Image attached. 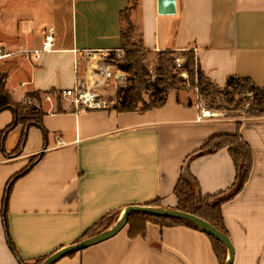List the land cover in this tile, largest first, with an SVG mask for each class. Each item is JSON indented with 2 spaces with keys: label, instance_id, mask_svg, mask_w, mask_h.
I'll return each instance as SVG.
<instances>
[{
  "label": "crops",
  "instance_id": "0c3cea01",
  "mask_svg": "<svg viewBox=\"0 0 264 264\" xmlns=\"http://www.w3.org/2000/svg\"><path fill=\"white\" fill-rule=\"evenodd\" d=\"M129 1L0 0V72L14 103L35 100L45 113L46 131L20 124L2 140L14 114L0 113V141L7 145L0 147V264L51 256L77 243L105 215L122 214L129 206L159 201L158 208L177 209L174 189L184 164L203 194L231 192L236 169L228 148L190 156L212 137L236 133L238 123L253 167L222 215L233 264H264V117L203 119L202 104L179 91L145 112L91 111L76 109L67 99H44L74 88L78 76L91 82L107 62L106 52L122 51L120 16ZM130 19L146 51L194 50L201 70L218 87L236 76L264 88V0H176L173 15H160L158 0H139ZM48 34L54 37L52 51L35 60ZM35 93L42 95L41 103L31 96ZM39 155L30 172L15 181L4 219L8 182ZM54 264L220 262L204 232L149 221L145 236L131 238L126 226Z\"/></svg>",
  "mask_w": 264,
  "mask_h": 264
},
{
  "label": "trees",
  "instance_id": "16d2710c",
  "mask_svg": "<svg viewBox=\"0 0 264 264\" xmlns=\"http://www.w3.org/2000/svg\"><path fill=\"white\" fill-rule=\"evenodd\" d=\"M138 1L139 0H130L129 6L121 13L120 16L122 24V50L128 49V64L121 66V70L129 73L131 76L128 78L129 84L126 87L119 88L117 92L118 101L115 104H112L111 109H115L120 113L145 112L164 105L169 93L173 91H179V84L185 82L179 77L180 69H177L178 71L174 72V69L176 68V60L181 59L183 61L182 69L187 71L190 83L193 85V87L197 88L202 95H209L211 89L213 88L216 92L219 91L227 96H231V99L229 100L230 104H232L233 97H235L236 94L242 95L243 97L241 100H245L250 106L253 105L254 110L258 112L257 114L252 115L253 117L264 116V88H259L248 78H239L236 76H231L228 78L223 88L218 87L208 77H206L204 72L201 70L194 50H186L181 52L164 50L156 52L157 56L159 57V65L157 68L158 76L155 82H148L145 79L147 72L143 69V66L141 65V59L138 57V54L143 51L146 53L151 52H148L144 49L141 40H133L136 27L130 19V15L132 11L136 9ZM125 22L127 23L126 30L124 27ZM128 46L131 49L128 48ZM147 94L150 98L149 103H147L143 98V96ZM31 96L35 97L40 103L42 102V95L40 93H35ZM140 104L142 105L141 107H139ZM114 106L116 107L114 108ZM6 110L13 112L14 120L5 130L1 132L2 140L8 132L12 131L20 124H24L25 126H37L41 128L44 133H46L42 124V118L45 113L40 107L32 104L29 105L14 103L10 93L6 89V75L0 72V113ZM247 112L250 115L249 112H251V110H248ZM237 126L238 130L236 133L214 136L206 144H204L201 149L190 156V158H197L213 154L221 148H228L236 169V182L234 184L233 190L229 193H220L215 195L203 194L198 181L188 172L187 167H185L186 164H184V167L182 168L179 181L174 189V193L178 199V206L176 210L190 213L202 218L226 236H228V233L224 224L222 206L225 203L231 201L244 189L247 181L249 180L253 167V153L249 144L242 137V124L238 123ZM26 139L27 136L25 134V136L21 139L17 150L15 151L16 155H20L21 149L24 146ZM39 158L40 155L31 159L29 165L21 172L13 176L8 182L1 211L4 219L6 218L9 196L15 181L29 173ZM150 207H161V204L159 201H155L150 204ZM120 215L121 211H114L105 215L96 224L90 227L81 236L78 242L94 237L106 231L113 224H116L120 218ZM109 218L113 219H111L107 225L104 224ZM149 221L155 222L161 227H175L184 225L202 231L200 228L187 221L164 217H152L142 213L134 212L131 214L127 225L129 228V236L131 238L145 236L146 224ZM206 235L212 242L214 252L220 264H225L228 252L226 246L216 238L208 234ZM48 257L49 256L38 258L30 264L44 263ZM22 264L29 263L22 261Z\"/></svg>",
  "mask_w": 264,
  "mask_h": 264
},
{
  "label": "rangeland",
  "instance_id": "374dc122",
  "mask_svg": "<svg viewBox=\"0 0 264 264\" xmlns=\"http://www.w3.org/2000/svg\"><path fill=\"white\" fill-rule=\"evenodd\" d=\"M124 27L126 30L127 29L126 22L124 24ZM133 40L138 41V37L136 36V33L134 34ZM128 48L130 47L128 46ZM127 51L128 49H124L122 50L121 53L118 54L111 53L110 55L112 62L111 64L113 65L112 77L109 81L108 86L102 91V94L112 104L113 103L115 104L118 101L117 92L119 88L126 87L129 84L128 78H130L131 75L121 70V66L128 64ZM138 57H140L141 59V65L143 66V69L147 72L145 79L150 83L155 82L158 76L157 68L159 65V57L157 56V53H146L143 51L138 54ZM177 69L178 68L176 67L174 69V72H177L178 71ZM117 74H121V76L116 77ZM186 80L187 81H185L184 79L185 82L179 84V88H180L179 92L187 94L194 103H200L205 109H209L212 112L221 115L222 116L221 118H224V116H232L234 118L236 117L237 119L247 120L249 118H254L252 115L258 113L257 111L254 110L253 105L250 106L249 104L246 103L245 100L244 101L241 100V98L243 97L242 95L236 94L235 97H233L232 104H230L229 100L231 99V96H227L219 91L216 92L215 89L213 88L211 89L209 95L207 96L202 95L201 92H199L198 89L193 87V85L190 83L189 77ZM52 97L62 98L59 94L57 96H52ZM143 98L147 103L150 102V98L148 94L144 95ZM141 106L142 105L140 104L139 107ZM248 110H251V112H249L250 115L247 112ZM6 146H7L6 142L0 141V147L2 150L6 149ZM111 219L113 218H109L104 224L107 225L108 222L111 221ZM114 225L115 224H113L111 227H113Z\"/></svg>",
  "mask_w": 264,
  "mask_h": 264
},
{
  "label": "water",
  "instance_id": "95a60500",
  "mask_svg": "<svg viewBox=\"0 0 264 264\" xmlns=\"http://www.w3.org/2000/svg\"><path fill=\"white\" fill-rule=\"evenodd\" d=\"M175 12H176V0H158V13L160 15H173L175 14ZM134 212L142 213L152 217L178 219L194 224L195 226L200 228L203 232L216 238L226 246L228 251V258L225 264H233L234 247L230 238L225 234H223L222 232H220L219 230H217L210 223L193 214L182 212L176 209H166V208H158V207H150V206L127 207L123 211L120 218L113 227L94 237L84 239L75 244L62 248L61 250L49 256L43 264H54L57 261L67 256L81 252L93 245L102 243L114 237L116 234H118L122 229H124L128 225L129 218L131 214Z\"/></svg>",
  "mask_w": 264,
  "mask_h": 264
},
{
  "label": "built area",
  "instance_id": "2783aa9c",
  "mask_svg": "<svg viewBox=\"0 0 264 264\" xmlns=\"http://www.w3.org/2000/svg\"><path fill=\"white\" fill-rule=\"evenodd\" d=\"M54 43V37L52 34H48L45 37L44 42L42 43L41 50L36 51L35 60L39 58L40 53H46L52 51ZM122 51H118L116 54L121 53ZM111 52H106V63L103 66L97 68L95 78L91 79V82L88 80L77 77L76 86L72 89L65 90L61 92L60 96L63 99L70 100L76 109L84 108L91 111H101V110H109L112 107V103L104 97L102 91L108 86L109 81L112 77V69L113 65L109 63ZM108 56V57H107ZM4 57V53L2 47L0 45V59ZM176 67L180 69L179 76L185 81L188 79V73L186 70L182 69V60H176ZM121 74H117L116 77H120ZM44 99L48 102H51L53 97L50 93L44 95ZM25 103L27 104H35V100L33 98H26ZM219 115L212 112L209 109L202 110V118L203 119H214ZM57 145H61L62 142L58 137H56Z\"/></svg>",
  "mask_w": 264,
  "mask_h": 264
}]
</instances>
